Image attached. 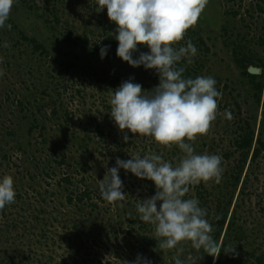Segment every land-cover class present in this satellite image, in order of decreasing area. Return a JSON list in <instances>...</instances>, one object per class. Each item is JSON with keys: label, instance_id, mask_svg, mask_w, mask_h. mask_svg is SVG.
Listing matches in <instances>:
<instances>
[{"label": "rangeland", "instance_id": "1", "mask_svg": "<svg viewBox=\"0 0 264 264\" xmlns=\"http://www.w3.org/2000/svg\"><path fill=\"white\" fill-rule=\"evenodd\" d=\"M17 2L18 11H13V5L6 21L11 30L0 28V180L12 176L16 192L14 203L0 210V258L11 254L20 264H73L72 256L81 262L85 258L77 250L83 240L84 246L95 245L98 252L86 258L88 264H98L94 259L99 264H122L135 261L138 255L152 264H175L177 255L183 264H239L247 258V264H258L259 258L264 264V149L255 158L249 155L238 182L233 176L242 165L239 154L225 157L235 150L231 142L243 133L239 127L246 121L255 132L254 145L258 139L264 144V0H209L201 21L192 27L198 53L191 63L186 57L188 67L202 65L199 76L216 80L222 97H217V118L208 134L198 135L195 141L185 138V142L192 144L195 154L221 156L223 171L220 183L213 179L191 185L184 199H198V193L207 190L208 203L203 206L209 219L219 207L226 217L217 242L224 246L230 237L226 248H236V252L244 246L241 254L220 253L215 261L203 249H194L190 241L171 250H141V241L131 237L143 233L135 216L136 204L153 195L143 190L131 172L119 170L124 201L110 204L99 190L119 150L127 156L135 151L142 158L154 153L149 147L153 137L131 136L126 129L132 143H124V134L110 115L115 89L105 81L110 80L106 76L137 80L142 90L150 92L159 84L156 71L134 68L115 58L102 59L100 53L90 55L71 43L87 37L86 48L96 49L113 40L116 28L106 27L112 21L106 8L96 11L97 0ZM6 42L9 47H4ZM234 52L239 60L253 63L246 71L262 81L260 98L250 77L234 63ZM226 109L233 119L226 118ZM184 155L173 144L162 159L176 167ZM86 189L92 191L91 202L97 207L93 209L84 200L81 211L68 199ZM107 226H111L109 239ZM127 228L133 231L124 233ZM149 228L159 245L162 238L156 237L155 226ZM239 228L244 229L241 241L237 240ZM17 252H23V257Z\"/></svg>", "mask_w": 264, "mask_h": 264}, {"label": "clouds", "instance_id": "2", "mask_svg": "<svg viewBox=\"0 0 264 264\" xmlns=\"http://www.w3.org/2000/svg\"><path fill=\"white\" fill-rule=\"evenodd\" d=\"M209 0H97V12L107 9V16L114 22L115 39L118 41L116 54L132 67L143 65L154 69L159 84L152 91L142 90V85L130 78L112 93L110 115L121 132L125 129L140 137H153L164 146L173 144L185 153L179 165L173 167L161 156L136 155L128 160L116 158L115 166L107 170L100 180L101 196L108 203L124 201L123 181L119 170L131 172L140 179L154 182L156 192L150 198L136 204L139 219L155 226L156 237L161 249H176L181 242L190 241L197 251H203L217 259L222 243L211 235L213 227L207 219V210L199 206L196 198L184 199L189 186L222 179L220 167L222 157L218 155L195 154L191 143L198 135H207L212 122L217 118V97L222 93L215 88L216 80L211 76L184 78L185 69L178 67L183 58L195 57L198 49L187 41L186 47H173L184 39L186 31L194 27ZM15 0H0V28L6 25ZM138 45H146L150 52H141L138 58L133 54ZM10 45L6 42L4 47ZM109 46L100 48L103 59ZM3 71L0 70V76ZM227 119L232 113L225 110ZM129 136L123 135L127 143ZM13 177L6 175L0 180V210L6 204L14 203L16 192ZM123 207L121 203L119 205ZM182 250V248H181ZM225 253L238 255L236 248L229 247ZM175 264H183L179 255L174 256ZM122 264H152L140 255L136 260L122 261Z\"/></svg>", "mask_w": 264, "mask_h": 264}, {"label": "trees", "instance_id": "3", "mask_svg": "<svg viewBox=\"0 0 264 264\" xmlns=\"http://www.w3.org/2000/svg\"><path fill=\"white\" fill-rule=\"evenodd\" d=\"M17 1L18 0H15L14 7H13V9H14L13 11H16V12L18 11V4H17L18 2ZM32 9H33V7L30 6L29 10L32 11ZM221 9H222V7H221ZM259 9L261 10V8H259ZM236 14L237 13L235 12L234 15H236ZM198 20L201 21L200 19H198ZM110 24L109 25L107 24L108 26H106L108 29L109 28H117L118 27L114 22H111ZM222 31H225V26L222 28ZM192 35H193V29L189 28L186 31L184 39L181 40L180 42H178L177 44L173 45V47L178 49L179 46H181L182 44L185 45V43L187 41H189V40H191V42H193ZM24 38L26 39L25 35H24ZM109 38H111V37H109ZM87 41H88L87 37H83V38L77 37L76 40H74V42H71V40H69V42H71L73 45L81 48L83 51H85L86 53H88L90 55L95 56V52L100 53V48L102 46H99V47L96 46L95 47L96 49H94V48H86L85 45L87 44ZM197 41L200 42L201 44H203L202 39H200V40L197 39ZM106 45L109 46V48L107 49V53L104 56V58H107V57L108 58H115L116 60H118L120 62H124L116 54L117 47H118V41L115 39V36L113 37V40H107L105 42V46ZM36 49L37 50L40 49L39 45H37ZM141 52L148 53V52H150V49L146 45H138V51L133 54V58L134 59L138 58L139 54ZM234 58H235V60H234L235 62L234 63L238 66L239 69L243 70L242 74L245 75V76H249L250 77V80L253 82L254 90H256V93H258V98H260V93L262 92V88H263L262 81L258 82L257 81V76L250 75L246 71L247 65L248 64H253V63H250L249 62L250 60H247L246 62L244 60H239L240 56H239V54H237V52H234ZM124 63H127V62H124ZM141 66L134 67V68H140L141 67V69H145V67L143 65H141ZM201 66L202 65L199 63L197 69L188 67V64L186 62V58H183L178 63V67H183L185 69V71L183 73V77L184 78H192V79H194V78L198 77L199 76L198 70H201V68H202ZM92 69L95 70V71H93ZM92 69H90V70H92V73L94 75H97L98 74L97 71H96L97 69L93 68V66H92ZM106 78L110 79V80L105 79V81H108V85L113 86V88L115 90H116L115 86L119 87L122 82L127 81V80H124L123 78H119V77L117 78L115 76H106ZM132 81H133V83H139V81H137V80H133L132 79ZM215 88H216L217 91H220L219 84H216ZM19 104H20V106H23L22 102H19ZM239 129L243 133L240 134L238 137H235L232 140V142H231V145L235 148V150L225 154V157L229 158V159L231 157H233V155H235L236 153L239 154V158L241 159V162H242L241 164L242 165H241V168H239V170L237 171V174L233 176V179H235L237 182L240 180L244 164H245L247 158L249 157V155L252 154V158H255V157H257V155H259L260 150L262 148L264 149V144L261 141V139H258L257 142H255V145H254L255 132L252 129L251 124L248 121H246L244 124H240ZM263 133H264V127H263ZM122 134H124V132H122ZM131 136H132V133H131ZM131 143L132 142L129 140L127 144H131ZM119 146H120V144H116L117 148H119ZM135 147L136 146L134 144L133 145V149ZM149 147H150V149L154 150V153H151V154H156V155H159L161 157H162V153L169 149V147L164 146V145L162 146L161 144L157 143L154 140V138H151V140L149 142ZM122 150L123 149L119 150V152L116 153V155H115L116 157L115 158L119 157L122 160H128V159H131L132 157L136 156V152L135 151H131V154L130 155L128 154V156H127L125 154V152L122 151ZM137 179H138L137 183H140L139 185H141L143 187L144 191L148 192L151 195H155L156 188H155L154 182H152L150 180H147V179H140V178H137ZM63 181L68 182L69 178H64ZM91 192L92 191H90L89 189H86L81 194H79L78 196L69 197L68 201H69L70 204L75 202L76 206L79 207V209L81 211H83V209H84V207L86 205L85 202H84V200H85V201H87V205H89L90 207H92L94 209V207H97V206H96V204H92V202H91L92 201ZM207 194H208L207 190H204L203 193H201V192L198 193V199H199L198 201H199V206L201 208H204L203 205L208 203V199L205 198V196H207ZM98 198L100 200L102 199L101 196L98 197ZM91 211H93V210L91 209ZM91 213H93V212H91ZM216 214L217 215H215L211 219H209L210 214L207 213L205 219H207L209 221V223L212 225V227H213V232L212 233H213L214 239L217 241L220 238L222 227H223L222 225L224 224L226 217L222 213V211H220V207L218 208ZM97 216H99L98 213H97ZM135 216H136V220L139 222V229H141V231L143 233H138L137 234V232H136V234L135 235H131V237L134 236L135 238H137V240L139 239L141 241V243H142L141 250L142 251H146V249H148L150 247L151 248H155V249H160L158 243L156 242L155 236L151 235L152 230H150V228H149L151 226V224L141 221L139 219V213L135 214ZM120 222H123V221L121 220ZM110 227L111 226H107V230H105L106 239H109L110 230H111ZM239 229H240L239 230V238L237 240L241 241L242 239H244V232H243L244 229L243 228H239ZM89 230H94V228H90ZM132 231L133 230L127 228L123 232L127 233V234H130ZM227 242H230V237H227V239L224 241L225 244L223 246L224 248H222L221 254L224 253L223 250L226 248ZM85 244H86V242L81 240L80 243H79V246L77 247V250L79 252H84V254H82V255H84L85 258H83V260L81 262V261H79V259H76V257L72 256L71 257V262H73V264H81V263L88 264L89 263V259H86V258H89L90 256L98 253L96 251L97 248H95V245L89 247V246H84ZM132 248H135V246L132 245ZM242 250H244V246H239V250H237L238 251L237 253L241 254ZM17 253H18L19 257H23V254H22L23 252H17ZM2 257L3 258H0V264H20V262H16L11 257V254L10 255L6 254L5 256H2ZM227 258H228V255H226L224 259H227ZM91 261H92V259H91ZM257 261H258V264H262L263 263L261 258L257 259ZM94 262H96L98 264L101 263L100 260H98V259H94ZM218 263H219V261H218ZM247 263H248V258L247 259H243V260L242 259L239 260V264H247Z\"/></svg>", "mask_w": 264, "mask_h": 264}, {"label": "water", "instance_id": "4", "mask_svg": "<svg viewBox=\"0 0 264 264\" xmlns=\"http://www.w3.org/2000/svg\"><path fill=\"white\" fill-rule=\"evenodd\" d=\"M250 71H251V72H253V71H254V72H257V71H255V70H250Z\"/></svg>", "mask_w": 264, "mask_h": 264}]
</instances>
